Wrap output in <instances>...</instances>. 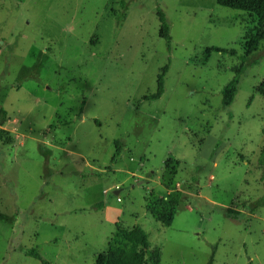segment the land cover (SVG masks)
<instances>
[{
    "label": "rangeland",
    "instance_id": "1",
    "mask_svg": "<svg viewBox=\"0 0 264 264\" xmlns=\"http://www.w3.org/2000/svg\"><path fill=\"white\" fill-rule=\"evenodd\" d=\"M257 25L217 0H0V264H94L118 227L146 262L264 264V40L222 103ZM169 157L166 225L146 205Z\"/></svg>",
    "mask_w": 264,
    "mask_h": 264
},
{
    "label": "trees",
    "instance_id": "2",
    "mask_svg": "<svg viewBox=\"0 0 264 264\" xmlns=\"http://www.w3.org/2000/svg\"><path fill=\"white\" fill-rule=\"evenodd\" d=\"M217 2L220 6L242 10L255 15L258 18V25L255 31L247 35L244 53L241 56V64L235 68V74L233 78L222 89V103L224 107H228L232 104L237 94L240 78L246 69V64L248 65L250 62V55L259 49L260 42L264 40V0H217ZM158 15L161 23L160 36L167 41H170V27L167 17L162 10H159ZM212 52L230 54L232 56L237 54L236 50L223 49L217 46L207 47L204 50L205 62H207ZM168 69L169 65H166L162 68V71L158 75L157 79V91L153 94L145 96L146 100H156L163 95L165 89V76L168 72ZM256 91L264 96V79L257 86ZM252 98L253 96H251L250 102L252 101ZM1 113L2 119L0 120V124H3L6 113L4 110H1ZM116 144V154H119V142L117 141ZM39 150L47 156L52 153L51 149H44L42 145H39ZM179 164V160L174 157H169L165 160L162 180L168 189L173 190L165 196H154L150 198L146 205L150 214L156 220L163 221L166 225L170 224L176 211V207L185 197V194L181 190L174 189L175 177L178 172ZM252 204L253 206L264 204V200H258ZM228 212L233 213L234 211L228 209ZM144 247H146V234L143 231L135 232L118 227L117 231L114 233V236L109 242L107 250L96 259L94 264H156L154 257H150L149 262H146L143 259L141 248ZM26 253L32 257H35L36 259H39L43 264H51L50 261L42 257L37 249L30 250ZM212 259L213 257H211L208 264H212Z\"/></svg>",
    "mask_w": 264,
    "mask_h": 264
}]
</instances>
